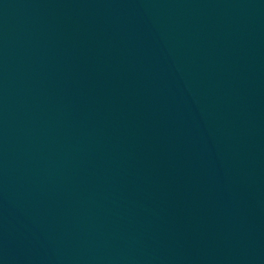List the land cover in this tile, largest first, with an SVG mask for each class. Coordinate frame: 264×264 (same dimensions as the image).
<instances>
[{
	"label": "water",
	"instance_id": "obj_1",
	"mask_svg": "<svg viewBox=\"0 0 264 264\" xmlns=\"http://www.w3.org/2000/svg\"><path fill=\"white\" fill-rule=\"evenodd\" d=\"M0 264H264V0H0Z\"/></svg>",
	"mask_w": 264,
	"mask_h": 264
}]
</instances>
